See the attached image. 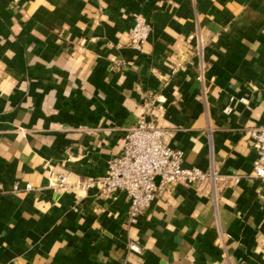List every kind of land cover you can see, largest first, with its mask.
<instances>
[{
	"label": "crops",
	"instance_id": "obj_1",
	"mask_svg": "<svg viewBox=\"0 0 264 264\" xmlns=\"http://www.w3.org/2000/svg\"><path fill=\"white\" fill-rule=\"evenodd\" d=\"M142 114L218 178L159 189L134 224L124 191L53 184L104 175ZM255 126L264 0H0V264H264Z\"/></svg>",
	"mask_w": 264,
	"mask_h": 264
},
{
	"label": "built area",
	"instance_id": "obj_2",
	"mask_svg": "<svg viewBox=\"0 0 264 264\" xmlns=\"http://www.w3.org/2000/svg\"><path fill=\"white\" fill-rule=\"evenodd\" d=\"M150 30V22L135 17L129 29V45L142 49ZM193 37L194 34H190L188 40ZM230 109L229 105L225 107V111ZM247 132L253 138L257 154L249 176L264 183V126L248 128ZM164 134L165 130L156 125L147 114H142L138 122L126 131L123 146L109 160L104 175L79 177L71 181L64 172L50 170L49 176L60 189L95 187L101 196L107 198H115L118 192L124 191L130 201L127 223L134 224L150 206L159 189L176 183H193L206 179L214 181L219 176L213 169L184 166L181 152L165 143ZM240 179V176H234L235 182Z\"/></svg>",
	"mask_w": 264,
	"mask_h": 264
},
{
	"label": "water",
	"instance_id": "obj_3",
	"mask_svg": "<svg viewBox=\"0 0 264 264\" xmlns=\"http://www.w3.org/2000/svg\"><path fill=\"white\" fill-rule=\"evenodd\" d=\"M158 179H159V177H157V179H156V180L158 181Z\"/></svg>",
	"mask_w": 264,
	"mask_h": 264
}]
</instances>
